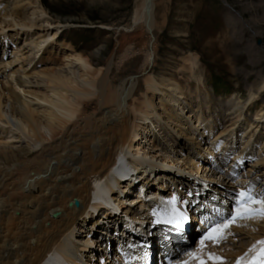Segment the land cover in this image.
<instances>
[{"label": "bare ground", "instance_id": "obj_1", "mask_svg": "<svg viewBox=\"0 0 264 264\" xmlns=\"http://www.w3.org/2000/svg\"><path fill=\"white\" fill-rule=\"evenodd\" d=\"M155 1H135L133 26L142 29L151 43L138 72L128 73L129 66L139 62V58L130 59L126 52L119 59L115 72L111 56L104 63L98 61L99 50L88 57L66 54L71 52L70 48L57 43L63 25L46 18L39 0H0V36L7 38L8 29L30 31L35 26L34 20L39 19V28H46L29 43L36 50L35 54L44 59L45 52L53 47H60L63 54L59 65L32 72L33 65L30 73L23 71L17 77L13 72L0 82V135H7V138H0V264H44L47 258L48 264H119L122 259L113 246L133 234L151 245L145 255L139 253L138 259L143 264H158L163 256L174 252L173 244L177 241L170 239L169 246L157 241L155 234L147 229L149 214L161 212L167 203L180 204L177 200H183L184 194L191 191L217 192L222 199L231 200L233 207L236 193L249 186L243 178L239 180L241 184L237 180L234 185L229 182L223 186L222 180L231 171L226 172L223 166L219 169L225 171V177L220 178L222 183H216L221 176L212 170L208 173V168L214 166L209 157L222 158L221 152L226 147V142L220 140L223 131L213 135V131L205 130L201 108L199 113L190 115L186 95L189 91L182 92L180 82L172 75L156 77L146 72L154 66L153 34L162 28V21L157 20ZM27 9H30L29 14L23 11ZM50 29L56 32L52 34ZM185 62L187 65L183 68L193 76L195 58L190 57ZM195 79L200 82L198 74ZM197 88L198 85L195 91ZM262 93L264 77L250 87L245 101L229 95L222 102L226 107L223 111H228L229 115L235 113L234 122L247 123L239 136L251 128L244 139L239 137V151L232 154L229 162L235 159L237 168L251 159L249 154L244 158L243 152L255 135L252 131L261 134L259 150L264 147V130L260 132L264 127V106L256 108L251 120L243 115ZM199 96H195L198 108L202 101L210 102L207 94ZM159 122L163 124L158 134L162 138L165 134L170 136L163 152L152 141L150 133V127L158 129ZM203 135L207 136L204 146L199 144ZM175 137H181L191 149H196L195 160L175 149ZM143 138L151 146V152L142 147ZM261 155L262 163L263 151ZM177 163L188 170L187 179L202 176L199 187H193L192 179L184 178L179 180L188 185L186 188L181 187L182 184L175 188L166 185L167 176H175L176 168L173 167ZM92 191L94 201L91 203ZM185 197L189 201L183 200L181 204L193 202L191 196ZM208 218L202 213L200 222L205 219L208 223ZM205 224L203 221L202 227ZM241 224L246 226L231 227L229 242L236 238L238 231L252 237L254 243L264 239V220H248ZM203 231L194 238L193 250H188L191 249L189 244L184 245L179 259L176 261V256L172 257L167 264H199L201 259L213 264L207 258L209 252L224 262L229 261L228 264H236L251 247L242 252H227L225 240L216 246L209 244L201 252ZM189 252L195 255H187Z\"/></svg>", "mask_w": 264, "mask_h": 264}, {"label": "rangeland", "instance_id": "obj_2", "mask_svg": "<svg viewBox=\"0 0 264 264\" xmlns=\"http://www.w3.org/2000/svg\"><path fill=\"white\" fill-rule=\"evenodd\" d=\"M135 1L39 0V4L47 19L60 22L63 25L57 43L70 48L71 52L68 51L66 54L88 57L99 50L98 61L104 63L111 56L114 62L112 69L115 72L119 66V59L127 53L126 56L130 59L139 58V62L133 63L128 69V73H135L141 67L144 55L147 49L150 50L151 43L142 29L133 26L132 14ZM155 2L157 4V9L155 8L157 20L160 23L162 21V28L153 34L154 66L152 69L147 68L146 72L156 77L172 75L180 82L182 92L189 91L186 95L190 115L199 113L201 108V119L209 123H207L208 127L203 122L208 127L205 130L213 131V135L223 131L220 140L226 142V147L221 152L222 158L215 160L213 157H209V162L214 165V168H208V173L212 170L221 176L218 178L219 182L216 183L220 184L224 181L223 186L228 185L229 182L234 185L233 182L237 180L239 182L243 178L244 183L249 185L246 189L251 188L257 194L264 192V162L261 163L259 160L263 158L261 154L262 151L264 153V147L259 150L260 146H258L262 142L261 134L257 131L251 132L255 135L243 152L244 158L245 154H249L251 159H247L246 162L238 165V168L234 164L235 159L230 164L232 154L234 155L239 151L240 138L244 139L251 128L248 129L247 127L248 132L239 136L240 132L247 126L246 121L234 122L237 119L234 118L235 113L230 114V116L228 111H223L226 107L222 104L229 95L239 96L241 101H245L250 87H253L260 81V78L264 77V0H156ZM33 6L37 8L34 4ZM23 11L29 14L30 9ZM34 23L35 26L30 31L18 32L15 29H8L6 31L8 33L7 38L4 39L0 36V82H3L5 77H9L8 75L13 72H16L17 77L23 71L30 73L33 65L35 67L32 72H38L61 63L63 54L60 47L57 48L58 50L53 47L46 51L43 56L44 59L41 58V55L35 54L36 50L29 43L32 39H37L42 34V29L46 27L39 28L41 25L39 19H35ZM49 31L52 34L56 32L55 29ZM257 38H259L258 46H256ZM190 57H194L196 60V66L193 70L195 76H190V73L183 68L187 65L185 61ZM18 58L19 60H17ZM30 61L32 64H28ZM197 74L200 76L199 83L195 79ZM196 85H198L197 91L194 89ZM140 88L142 89V87ZM205 94L208 95L210 102L208 104L205 103L206 101H202L198 108L196 97L199 95V97H204ZM257 98L243 113L246 120L252 119L257 107L264 106V93ZM205 105L208 107L207 109ZM209 119L210 121H208ZM162 124L159 122V127L156 130L150 127V133H152V141L154 140V143L159 145L158 147L163 152L164 148L168 146L166 139L170 136L165 134V138H162L158 134L157 130L160 129L162 132ZM212 125L213 127H211ZM263 130L264 127L261 128L260 132ZM5 135L2 133L0 138H5L7 136ZM206 137L203 135L199 144L206 142ZM142 140L144 141V138ZM175 140V149L195 160L194 155L197 154L194 151L196 149H191L181 137H175ZM142 147L146 152H151L152 148L149 147L147 141L142 143ZM192 151L193 153H191ZM215 156L220 157V154H215ZM205 159L206 157L204 158L206 162ZM255 160L260 163L256 164ZM210 163H208L209 167L211 166ZM222 166L226 172L231 170L227 178H224L223 172L225 171L220 172L219 168H223ZM173 168H176L173 172L175 176H167L166 185L175 188L178 184H182L180 186L186 188L185 182L180 183V180L184 178L186 180L192 179L190 181L194 183L193 187H199V180H202V176L187 179L188 170L184 169V166L181 167L177 163ZM202 174L204 175V173ZM196 178L197 182H195ZM220 178L224 179L221 181ZM93 201L94 191H92L91 203ZM227 202L228 200H226V205H228ZM232 208L230 205L227 207V217L231 215ZM74 212L76 213V211ZM243 222L241 221L240 224ZM236 231L238 230L236 229ZM243 233L238 231L240 236L237 234L236 238H233L236 241L230 239L229 242V239H226L228 242H225L227 252H242L252 246V242L254 244L252 237L243 235ZM193 243L194 240L190 242L189 248L191 249L188 250H193ZM179 257L180 255L176 256L175 260L177 261ZM48 261L47 258L44 264H48ZM228 263L229 261L225 262V264Z\"/></svg>", "mask_w": 264, "mask_h": 264}, {"label": "snow or ice", "instance_id": "obj_3", "mask_svg": "<svg viewBox=\"0 0 264 264\" xmlns=\"http://www.w3.org/2000/svg\"><path fill=\"white\" fill-rule=\"evenodd\" d=\"M248 220H264V192L257 194L249 188L236 193L231 215L227 218L221 217L220 220L207 227V231L200 239V251L203 252V249L209 244L216 246L225 241L229 235H232L230 229L233 225L246 226L239 222ZM187 255L194 256L195 254L189 252ZM207 258L213 264H217V262L225 264L222 258L216 256L215 253H207ZM199 264H206V261L201 259ZM236 264H264V239L256 241L243 257L238 258Z\"/></svg>", "mask_w": 264, "mask_h": 264}, {"label": "water", "instance_id": "obj_4", "mask_svg": "<svg viewBox=\"0 0 264 264\" xmlns=\"http://www.w3.org/2000/svg\"><path fill=\"white\" fill-rule=\"evenodd\" d=\"M256 43L258 44V43H259V41H256ZM74 205H76V201H74Z\"/></svg>", "mask_w": 264, "mask_h": 264}]
</instances>
